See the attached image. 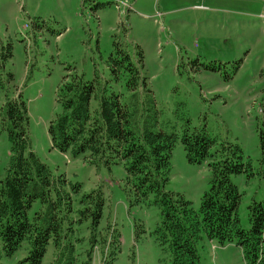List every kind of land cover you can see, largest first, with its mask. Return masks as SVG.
<instances>
[{"label":"rangeland","instance_id":"rangeland-1","mask_svg":"<svg viewBox=\"0 0 264 264\" xmlns=\"http://www.w3.org/2000/svg\"><path fill=\"white\" fill-rule=\"evenodd\" d=\"M118 50L137 67L143 99L145 89L155 99L156 130L177 137L167 190L199 211L211 188L209 159L188 160L185 134H207L212 152L238 145L247 171L231 179L241 193V226L249 229V205L264 201V0H214L212 7L206 0H0V108L16 98L26 102L29 150L55 175L81 185L72 189L77 209L85 194L100 193L104 201L97 226L88 218L66 234L64 259L73 244V264H171L154 196H139L122 163L62 152L49 132L64 111L60 88L74 75L132 101L127 79L134 71L110 67ZM5 125L0 117V181L13 156ZM28 247L3 254L0 264H27ZM47 249L40 264H57L53 240ZM198 251L201 264H248L236 243L221 245L204 232Z\"/></svg>","mask_w":264,"mask_h":264},{"label":"trees","instance_id":"trees-1","mask_svg":"<svg viewBox=\"0 0 264 264\" xmlns=\"http://www.w3.org/2000/svg\"><path fill=\"white\" fill-rule=\"evenodd\" d=\"M118 54L120 58L111 57L110 67L115 72L134 71L127 79L132 101L124 103L122 93L107 94L106 89L99 91L95 82L74 75L60 88L64 111L49 127L54 147L91 162L122 163L139 196L152 194L160 207L158 237L171 250V264H201L198 241L202 232L221 245L236 243L248 264H264V201L249 205V229L241 226L238 215L241 193L231 175L247 171L241 148L223 144L212 152L215 141L207 134H185L182 143L188 160L202 163L209 159L211 188L204 193L199 211L182 194L167 190L177 137L156 130L155 99L149 89L144 90L147 101L143 99L137 67L128 54L122 50ZM0 117L6 122L13 149L9 172L0 181V259L28 245L22 263L40 264L53 240L60 252L57 264H73L74 245H70L67 260L60 246L77 224L88 218L94 226L100 223L103 198L100 193L85 194L77 209L73 192L81 185L73 186L65 175H55L29 150L28 112L23 99L8 101L0 108Z\"/></svg>","mask_w":264,"mask_h":264},{"label":"crops","instance_id":"crops-1","mask_svg":"<svg viewBox=\"0 0 264 264\" xmlns=\"http://www.w3.org/2000/svg\"><path fill=\"white\" fill-rule=\"evenodd\" d=\"M207 3L209 2L210 3V6L212 7L213 3H214V0H206ZM212 10V9H211Z\"/></svg>","mask_w":264,"mask_h":264}]
</instances>
